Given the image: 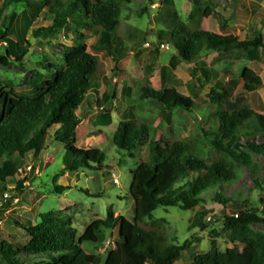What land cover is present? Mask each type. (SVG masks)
<instances>
[{"label": "trees", "instance_id": "16d2710c", "mask_svg": "<svg viewBox=\"0 0 264 264\" xmlns=\"http://www.w3.org/2000/svg\"><path fill=\"white\" fill-rule=\"evenodd\" d=\"M131 0H3L0 16L12 5L24 3L32 11L25 17L27 24L36 20L42 12L52 18L51 25L36 30L35 39L53 37L56 31L65 30L70 23L74 26L73 46L63 54V65L55 70L48 80L42 82L32 96L20 95L12 87L0 89V208L5 201V185L19 172V164L28 155L37 157L54 143L63 146V172L77 173L86 168L98 172H108L104 167L105 154L98 149H80L76 146V131L81 119L76 111L83 105L91 91L100 89V79L104 76L103 63L97 54L112 57L115 65L121 57H114L113 42L119 26L122 5ZM211 10L203 17H209ZM29 18V19H28ZM169 26L168 44L175 53L169 60L172 70L181 63L192 65L207 54L228 55L242 52L249 62L261 61L260 50L264 47L263 36L255 34L252 39L240 40L230 34H217L199 28V22L192 26L175 21ZM0 31V41L4 43L1 64L11 61L22 65L29 51L30 43L23 39L13 41ZM93 39L90 52L86 42ZM55 69L50 66V69ZM223 84H216L207 95L208 121L211 129L203 131L205 138L217 155V161L208 166L198 154L185 159L186 142L180 139L159 138L152 151L151 166L140 163L130 172L129 197L134 202L131 221L109 212L105 220L90 223L83 234L77 235L69 222L54 221L51 215L41 216V223L32 225L29 220L10 216L13 223L27 235L24 244L0 242V264H21L19 256L47 255L48 262L38 264H100L99 258L86 253L82 246L90 244L98 248L99 234L104 230H116V242L107 250L103 264H174L181 258L188 244L170 245L163 223L151 221L152 213L159 207H179L193 211L206 203L208 197L214 204L227 209L235 204L234 196L226 191L239 178L234 163L250 167L249 155L264 159V114L251 109L248 99L238 95L254 93L262 88V81L253 70L244 68L239 77L231 71L225 72ZM139 100L155 103L167 122L172 113L181 110L191 115L195 102L173 88L155 90L146 83L138 91ZM102 94L99 105L114 99ZM120 122L113 134L112 143L123 156H132L150 139V131L145 124L138 123L134 115ZM100 127L111 124V109L108 107L96 117ZM52 129L53 132H52ZM101 130L92 136H100ZM22 189L18 182L16 189ZM62 193L67 188H56ZM18 191V190H15ZM0 215L2 211L0 209ZM263 223L253 211H239L235 217H223L224 231L238 235L237 240L245 248L237 247L220 251L212 242L209 252L197 255L191 264H264V235L250 236V225Z\"/></svg>", "mask_w": 264, "mask_h": 264}, {"label": "rangeland", "instance_id": "374dc122", "mask_svg": "<svg viewBox=\"0 0 264 264\" xmlns=\"http://www.w3.org/2000/svg\"><path fill=\"white\" fill-rule=\"evenodd\" d=\"M2 4L3 0H0V9ZM153 4V0H131L130 4L121 6L112 54L121 57V60L115 65L111 56L102 52L97 54L105 72L100 79V89L89 92L76 111L81 119L76 131L77 148L102 151L106 156L104 167L110 170L98 172L83 168L77 173L63 172L64 150L59 143L50 145L37 157L28 155L19 164L18 174L4 186L0 242L19 245L27 241L25 232L13 223L12 215L29 220L32 225L41 223V216L51 215L54 221L69 222L78 236L93 221L105 220L109 212L113 217L121 216L131 221L134 202L128 195L130 172L140 163L152 165L149 162L151 151L161 137L185 141V159L198 154L208 166L215 163L217 155L203 134L212 127L207 119V95L216 84H223L227 70L239 77L244 68H250L261 78L262 88L259 90L244 93L240 84L237 94L245 96L255 112L264 114V47L260 50L259 63L249 62L242 52L207 54L192 65L181 63L172 70L169 60L175 51L168 44L169 26L174 18L189 26L199 22L202 30L230 34L240 40L252 39L260 33L264 42V0H160L158 6L152 9ZM208 10L211 14L204 18L203 14ZM31 12L21 3L9 6L0 16V31L4 34L8 30L6 37L30 43L22 65L11 61L4 66L0 61V89L12 87L16 93L25 96L34 95L40 84L62 67L63 54L73 46L75 31L70 23L65 30L56 31L53 37L35 39L33 33L50 26L52 18L42 12L28 25L25 17ZM93 43V39L86 42L90 52H94L91 50ZM162 45L168 48L161 49ZM4 48V43L0 41V59L4 56ZM50 66L55 69H50ZM146 83L155 90L175 89L195 102V111L188 115L175 110L170 122H167L155 103L139 100L138 91ZM113 88L114 99H109L103 110V106L99 105L101 96H111ZM108 107L111 109V124L100 127L96 117ZM130 113L138 123L148 127L150 139L132 156H123L112 139L119 123ZM97 130L103 133L92 136ZM246 153L250 157V167L234 163L240 175L226 191L227 195L235 197V204L223 209L204 197L206 203L196 210L159 207L152 213L151 219L144 220L145 224L162 222L170 245L188 244L180 260L174 264H191L195 256L210 251L212 242L222 252L235 247L243 251L245 247L237 240L238 235L226 233L223 227V217H235L239 211L257 213L263 223L250 225L249 235H264V159ZM18 182L22 183V189H16ZM2 187L0 184V190ZM58 187L67 190L58 193ZM116 237V230H104L98 236V248L90 244H84L82 248L86 253L97 256L103 264L107 250L114 246ZM19 260L21 264H38L48 262L50 258L47 255L21 254Z\"/></svg>", "mask_w": 264, "mask_h": 264}, {"label": "built area", "instance_id": "2783aa9c", "mask_svg": "<svg viewBox=\"0 0 264 264\" xmlns=\"http://www.w3.org/2000/svg\"><path fill=\"white\" fill-rule=\"evenodd\" d=\"M154 1V4L151 6L152 7V9H155L157 6H158V2L160 1V0H153ZM165 48H168V46L167 45H162L161 46V49H165ZM20 171V170H19Z\"/></svg>", "mask_w": 264, "mask_h": 264}]
</instances>
